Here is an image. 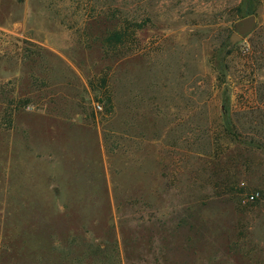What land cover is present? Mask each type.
Instances as JSON below:
<instances>
[{
    "label": "rangeland",
    "instance_id": "374dc122",
    "mask_svg": "<svg viewBox=\"0 0 264 264\" xmlns=\"http://www.w3.org/2000/svg\"><path fill=\"white\" fill-rule=\"evenodd\" d=\"M0 264H264V0H0Z\"/></svg>",
    "mask_w": 264,
    "mask_h": 264
},
{
    "label": "water",
    "instance_id": "95a60500",
    "mask_svg": "<svg viewBox=\"0 0 264 264\" xmlns=\"http://www.w3.org/2000/svg\"><path fill=\"white\" fill-rule=\"evenodd\" d=\"M256 27V16L250 15L237 21L234 25V31L232 32L229 42L231 46H235L241 43L246 37H248Z\"/></svg>",
    "mask_w": 264,
    "mask_h": 264
},
{
    "label": "built area",
    "instance_id": "2783aa9c",
    "mask_svg": "<svg viewBox=\"0 0 264 264\" xmlns=\"http://www.w3.org/2000/svg\"><path fill=\"white\" fill-rule=\"evenodd\" d=\"M97 108H98L99 110H101V106L97 105ZM250 199H251V200H254V199H255V195H251V196H250Z\"/></svg>",
    "mask_w": 264,
    "mask_h": 264
}]
</instances>
